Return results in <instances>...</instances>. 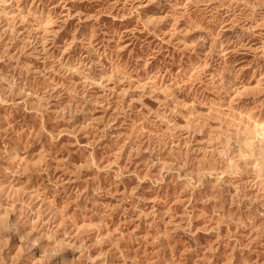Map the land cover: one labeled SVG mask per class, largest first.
Instances as JSON below:
<instances>
[{"label": "rangeland", "instance_id": "1", "mask_svg": "<svg viewBox=\"0 0 264 264\" xmlns=\"http://www.w3.org/2000/svg\"><path fill=\"white\" fill-rule=\"evenodd\" d=\"M263 124L264 0H0V264H264Z\"/></svg>", "mask_w": 264, "mask_h": 264}, {"label": "bare ground", "instance_id": "2", "mask_svg": "<svg viewBox=\"0 0 264 264\" xmlns=\"http://www.w3.org/2000/svg\"><path fill=\"white\" fill-rule=\"evenodd\" d=\"M35 6V5H34ZM23 8V7H22ZM7 13V12H6ZM48 19V18H47ZM186 73V72H185ZM264 125V124H263ZM258 146H259V144H258ZM263 150V149H262ZM264 157V156H263ZM262 159V158H261ZM244 161V160H243ZM99 235V234H98ZM26 255V254H25Z\"/></svg>", "mask_w": 264, "mask_h": 264}]
</instances>
